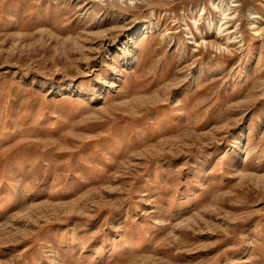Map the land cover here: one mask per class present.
Masks as SVG:
<instances>
[{
  "label": "rangeland",
  "instance_id": "obj_1",
  "mask_svg": "<svg viewBox=\"0 0 264 264\" xmlns=\"http://www.w3.org/2000/svg\"><path fill=\"white\" fill-rule=\"evenodd\" d=\"M0 264H264V0H0Z\"/></svg>",
  "mask_w": 264,
  "mask_h": 264
}]
</instances>
